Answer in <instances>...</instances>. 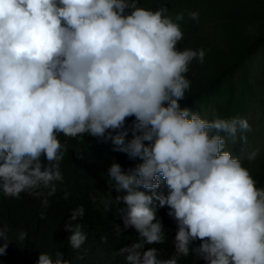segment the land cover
I'll return each mask as SVG.
<instances>
[{"label":"clouds","instance_id":"1","mask_svg":"<svg viewBox=\"0 0 264 264\" xmlns=\"http://www.w3.org/2000/svg\"><path fill=\"white\" fill-rule=\"evenodd\" d=\"M168 13L138 0H0V192H54L67 150L59 135L86 134L141 161L127 171L113 162L107 173L124 195L106 205L122 207L123 227L139 236L117 253L126 264H179L190 254L206 264H264V188L226 149L249 124L182 106L189 66L203 63L205 50H181L184 14ZM162 180L167 195L156 192ZM164 207L177 225L169 259L146 247L166 242ZM65 230L80 249L82 226ZM7 233L0 227V255ZM37 264L71 262L57 250L42 251Z\"/></svg>","mask_w":264,"mask_h":264},{"label":"trees","instance_id":"2","mask_svg":"<svg viewBox=\"0 0 264 264\" xmlns=\"http://www.w3.org/2000/svg\"><path fill=\"white\" fill-rule=\"evenodd\" d=\"M138 6L157 9L167 6L169 15L184 14L180 26L184 32L178 47L183 50L204 49L203 63L194 60L186 74L191 87L182 106L191 107L201 115L208 110L211 119H245L250 103L264 99V90L256 86L251 57L264 46V0H138ZM196 12L198 20L188 13ZM253 107V106H252ZM264 114V102L261 105ZM134 118L128 119V124ZM133 132L129 129L126 140ZM67 150L60 162L62 180L51 187L41 186L33 193H22L19 198L6 197L0 192V227L7 226L9 240L6 254L0 255V264H37L42 251H61L71 264H126L120 249L139 239L133 229H125L122 207L106 203L119 193L108 182V170L119 162L125 171L141 163L115 150L111 141L97 142L95 137H65ZM42 162L46 163V161ZM258 188H264V155L250 169ZM124 207L126 205L120 201ZM167 236L166 242L146 245L159 250L160 259H169L175 253L174 237L177 225L168 216V208H158ZM80 224L87 240L80 249L68 242L70 232L65 225ZM19 232L27 234L17 240ZM4 241L0 240V244ZM200 241L194 242L199 244ZM179 264H206L195 254L180 257Z\"/></svg>","mask_w":264,"mask_h":264},{"label":"rangeland","instance_id":"3","mask_svg":"<svg viewBox=\"0 0 264 264\" xmlns=\"http://www.w3.org/2000/svg\"><path fill=\"white\" fill-rule=\"evenodd\" d=\"M249 63L252 64L253 72L257 77L256 86L264 90V46L259 48L258 51L251 57ZM256 99L250 103V109L245 119L249 124V130H238L236 138H228L226 149L232 151L234 156H238L242 163L252 168L253 163L264 155V114L261 111V105L264 99ZM253 106V107H252ZM211 112L206 111L203 116L211 119ZM156 192L159 194L167 195L169 189L166 182L162 180L161 185ZM151 194V193H149ZM159 202L154 200V204Z\"/></svg>","mask_w":264,"mask_h":264}]
</instances>
